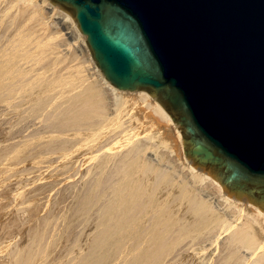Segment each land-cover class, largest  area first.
<instances>
[{
  "label": "bare ground",
  "instance_id": "1",
  "mask_svg": "<svg viewBox=\"0 0 264 264\" xmlns=\"http://www.w3.org/2000/svg\"><path fill=\"white\" fill-rule=\"evenodd\" d=\"M0 264H264V212L103 76L68 13L0 0Z\"/></svg>",
  "mask_w": 264,
  "mask_h": 264
},
{
  "label": "water",
  "instance_id": "2",
  "mask_svg": "<svg viewBox=\"0 0 264 264\" xmlns=\"http://www.w3.org/2000/svg\"><path fill=\"white\" fill-rule=\"evenodd\" d=\"M103 76L147 91L187 161L264 212V0H49Z\"/></svg>",
  "mask_w": 264,
  "mask_h": 264
},
{
  "label": "rangeland",
  "instance_id": "3",
  "mask_svg": "<svg viewBox=\"0 0 264 264\" xmlns=\"http://www.w3.org/2000/svg\"><path fill=\"white\" fill-rule=\"evenodd\" d=\"M55 20H56L57 22H59L61 26L64 24V21H62V20L59 19V18H55ZM65 31H66V30H65ZM69 41L72 42V39L69 38ZM68 182H69V181H67V183H68ZM81 227H82V226H81ZM81 227H78V228H77V230H78L79 232L81 231Z\"/></svg>",
  "mask_w": 264,
  "mask_h": 264
}]
</instances>
